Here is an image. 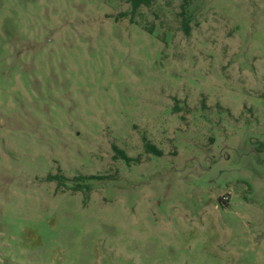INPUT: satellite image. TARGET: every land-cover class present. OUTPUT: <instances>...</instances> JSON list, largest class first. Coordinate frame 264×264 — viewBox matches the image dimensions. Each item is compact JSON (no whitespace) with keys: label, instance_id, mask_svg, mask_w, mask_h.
Here are the masks:
<instances>
[{"label":"rangeland","instance_id":"rangeland-1","mask_svg":"<svg viewBox=\"0 0 264 264\" xmlns=\"http://www.w3.org/2000/svg\"><path fill=\"white\" fill-rule=\"evenodd\" d=\"M184 3L0 0V264H264V0Z\"/></svg>","mask_w":264,"mask_h":264},{"label":"trees","instance_id":"trees-1","mask_svg":"<svg viewBox=\"0 0 264 264\" xmlns=\"http://www.w3.org/2000/svg\"><path fill=\"white\" fill-rule=\"evenodd\" d=\"M157 0H129V2L131 3L132 6V13L136 12L140 7L142 6H150L152 5L154 2H156ZM187 0H185V3L182 5V15H183V28L186 34L190 33V25L189 22L186 20V16H185V6H186ZM144 139V145H145V150L147 153L150 154H154V155H158V156H162L163 152L162 150H160L158 147H156L155 145H153L152 143H150L146 137L143 138ZM116 155L115 158H121L127 162L130 161H135V159H131L130 157L127 156V154L125 153L124 150L119 149L116 145L113 146ZM61 176L55 175V176H48V179L51 180H60ZM82 179H92V178H97V177H93V176H87V177H80Z\"/></svg>","mask_w":264,"mask_h":264}]
</instances>
